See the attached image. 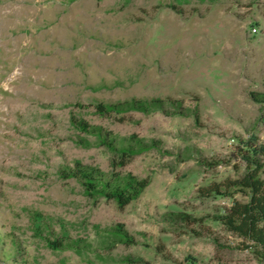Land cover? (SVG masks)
Masks as SVG:
<instances>
[{"label":"rangeland","instance_id":"374dc122","mask_svg":"<svg viewBox=\"0 0 264 264\" xmlns=\"http://www.w3.org/2000/svg\"><path fill=\"white\" fill-rule=\"evenodd\" d=\"M253 136L264 0H0V264H264L199 196ZM77 165L149 185L120 207Z\"/></svg>","mask_w":264,"mask_h":264},{"label":"trees","instance_id":"16d2710c","mask_svg":"<svg viewBox=\"0 0 264 264\" xmlns=\"http://www.w3.org/2000/svg\"><path fill=\"white\" fill-rule=\"evenodd\" d=\"M132 107L147 110L151 107L162 106V101L153 99L150 102L135 101ZM118 107L99 105L101 111H110ZM81 127L87 129L82 123ZM99 136H101L99 134ZM105 144L113 147V141L108 135L102 136ZM132 149L122 147L120 158L130 157ZM238 158L244 164V172L234 180L213 183L199 190L201 198L224 196L233 199L223 214L216 221L223 229L241 240V246L251 251L259 259H264V146L259 145L253 136L237 148ZM77 178L90 197L104 198L114 201L120 207H125L136 200L149 185L148 179H139L131 174L124 178L118 175L105 176L100 171L77 165L72 174ZM241 195L247 201L235 200L234 196ZM186 218H189L185 215ZM147 264V263H145Z\"/></svg>","mask_w":264,"mask_h":264}]
</instances>
